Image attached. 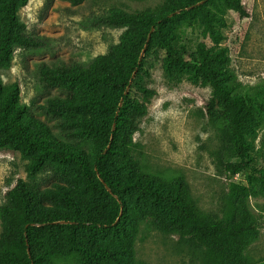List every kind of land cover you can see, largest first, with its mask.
Returning <instances> with one entry per match:
<instances>
[{"label":"trees","instance_id":"1","mask_svg":"<svg viewBox=\"0 0 264 264\" xmlns=\"http://www.w3.org/2000/svg\"><path fill=\"white\" fill-rule=\"evenodd\" d=\"M70 1L77 6L85 0ZM28 2L0 0V70L16 49L40 46L20 19ZM228 10L249 17L242 0H163L143 11L111 10L101 22L124 32L105 55L88 66L40 71L42 83L67 93L48 100L46 110L71 140L36 118L20 102L19 85H6L0 76V150L30 158L27 180L18 179L0 206V264H146L135 253L143 225L203 245L205 264H251L247 251L259 234L249 209L251 190L233 180L223 216L208 215L183 177L152 172L143 163L135 141L150 102L139 77L154 44L169 71L211 87L208 116H221L231 155L239 161L227 166L230 176L250 168L245 135L256 122V101L232 94L225 49L176 46L183 26L199 25L218 41L216 28ZM129 198L137 208L130 228ZM108 237H123L127 245L111 248L103 244Z\"/></svg>","mask_w":264,"mask_h":264},{"label":"rangeland","instance_id":"2","mask_svg":"<svg viewBox=\"0 0 264 264\" xmlns=\"http://www.w3.org/2000/svg\"><path fill=\"white\" fill-rule=\"evenodd\" d=\"M162 1L85 0L76 6L70 0H29L20 9V19L26 35L38 40L40 46L16 49L9 66L0 70L1 79L6 85L17 83L20 102L57 136L71 140L61 131L59 119L52 118L46 110L48 100L64 98L67 93L42 83L41 69L90 65L117 44L124 32L101 22L111 10L132 13L153 9ZM242 2L249 17L241 19L236 12L226 11L221 16L224 24L216 28L220 34L218 41L205 34L199 25L183 26L176 46L184 45L194 52L198 45L225 49L232 94L256 101V122L245 135L251 148L250 168L230 176L227 166L239 161L231 155L221 116H208L206 104L212 95L211 87L186 73L169 71L164 53L154 44L146 54L139 77L150 102L135 141L141 146L143 163L152 172L183 177L196 206L208 215L223 216L233 180L249 188L252 193L249 209L259 234L247 255L251 264H264V178L261 180L264 177V0ZM29 163V157L0 150V206L18 179L27 180ZM46 183L49 184L47 179ZM128 205L127 227L130 228L137 215L136 200L129 198ZM103 244L124 250L127 239L108 237ZM204 252L205 247L193 239L167 235L146 225L141 227L135 243L137 259L146 264H205Z\"/></svg>","mask_w":264,"mask_h":264}]
</instances>
